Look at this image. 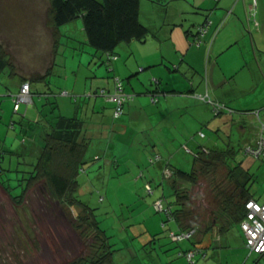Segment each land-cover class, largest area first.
<instances>
[{
  "label": "rangeland",
  "instance_id": "rangeland-1",
  "mask_svg": "<svg viewBox=\"0 0 264 264\" xmlns=\"http://www.w3.org/2000/svg\"><path fill=\"white\" fill-rule=\"evenodd\" d=\"M30 2L0 0V41L14 67L19 71H31L30 77H36L41 76L47 66L46 52L43 51L46 49L35 40L36 35H30L43 30L42 25L38 24L43 23L46 11L41 10V15L34 17ZM206 2L207 0H140L139 21L150 32L143 42L133 40L119 44L114 50L117 60L112 63L107 61L106 55H94L90 46L83 45L81 19H76L61 30H69L73 35L70 39L62 37L59 40L51 60L52 66L46 71V84L32 82L31 93H36L34 99L38 100V110L42 111L47 107L46 111H50V106L55 107L56 104L60 107V103L69 102L71 107L77 108L78 116L87 126L92 124L91 120L95 122V116L101 120L100 125H104L99 129L90 125L95 130L92 132L94 137L85 154L83 171L78 176V195L82 202L93 209L99 228L108 237L106 243L109 245L107 254L112 259L110 264H160L159 259L161 264H187V259L179 257L178 253L194 244L199 248L194 264H264V259H261L263 256H259L263 254H250L245 247L239 225L232 223L224 234L218 235V229H226V224L232 220L235 211L234 208L226 210L225 202L223 203L225 195L222 194L223 191L235 190L232 179L228 178L231 163L218 164L214 170L202 173L196 185H178L179 192L189 197L183 205V211L193 212L192 217L196 213L201 220L196 226L198 232L190 237L193 243L189 238L178 244L176 236L173 241L169 232L175 230V226L170 222L162 225L165 214L156 211L154 204L163 190L166 199L171 200L169 186L161 178L162 165L168 162L171 167L189 172L193 168V155L185 148L195 150L199 146L209 148L214 144L224 150L226 144L239 148L236 161L252 174L249 193L258 202L264 201V159L243 155L241 150L245 143L253 139L257 121L255 117L243 119V123H240L245 130L242 131L228 115L230 109L235 117L238 110L241 112L245 108L263 105L264 101H257L256 97L264 92V83H260L256 94L245 98L250 101H239L242 99L239 96L237 101H216L210 94L213 102L224 106L223 113L215 116L209 103L187 94L189 88L196 95L205 93L196 91L198 83H194L195 79L191 82V79L186 78L185 63L180 69H174L190 47L191 37L189 36L188 42L184 31L194 29L204 19V14L207 13L205 10L208 9L197 6L200 3L204 6ZM258 10H261L264 18V5L260 3L256 11ZM247 17L245 22L242 20L246 29ZM255 19L259 20L258 16ZM231 24L230 27H233V22ZM228 51L217 61L220 68L218 75L222 77L223 84L228 85L233 78L232 82H236L241 88H256V73L254 70L248 72L250 67H244L240 62L241 43L239 42L235 52L232 49ZM146 58L154 59V65L147 68ZM171 58L179 59L172 62ZM194 63L204 70V58L202 61L199 57ZM230 70H237L233 77L221 75L222 71ZM149 71L162 74L164 78L173 75L176 81L179 80L182 90L175 89L171 79H164L156 96V106L148 103L139 121L128 116L124 120H112L107 110L103 116L100 112L92 115L91 107L85 110V104L90 101L86 96L88 87L94 84L96 88L109 90L106 82L113 83L116 77L122 82L125 93H144L146 88L154 92L160 79L147 77ZM18 86L19 79L14 74L10 75V68L0 73V87L10 90L12 93L9 95H16ZM230 89L232 91V86L228 85L226 91ZM62 90L69 93V96H63ZM251 90L253 93V89ZM44 91L47 92V97L37 95ZM167 95H170L167 97L169 100H162ZM7 99L3 98L4 101ZM74 99L78 102H74ZM97 99L105 101L101 96ZM47 101L53 104H47ZM24 109L21 107L17 113H12V109L7 110L4 114L0 109V168L12 171L10 176L14 185L18 184L16 176L19 180L21 175H26L24 172L31 170L38 147H41L39 132L35 129L37 112L33 106L28 107L27 115L22 120ZM53 110L56 113L59 111L58 108ZM63 112L70 114L71 110L61 106V113ZM234 119L239 120L238 117ZM199 133L205 138H199ZM260 133L264 135L263 130ZM217 145L213 148L218 147ZM2 150H12L14 153H2ZM157 154L161 160L150 164L149 159ZM95 156L99 160H94ZM9 161H12V167H9ZM148 183L153 194L147 193L145 185ZM84 214L86 212L82 207L69 206L54 198L42 180L34 183L18 200L3 190L0 194V264H97L99 255L106 250L100 249L101 241L96 238L95 231ZM188 219L184 214L181 225H193L197 222H188ZM207 223L215 226L212 227V233L205 228ZM148 238L149 241L152 239L150 243ZM210 241L211 246L207 248Z\"/></svg>",
  "mask_w": 264,
  "mask_h": 264
},
{
  "label": "trees",
  "instance_id": "trees-1",
  "mask_svg": "<svg viewBox=\"0 0 264 264\" xmlns=\"http://www.w3.org/2000/svg\"><path fill=\"white\" fill-rule=\"evenodd\" d=\"M254 1L256 0H253L251 11L248 13L249 17L253 15L252 9L256 6V2L254 4ZM139 5L140 0H49L46 18L52 27L53 50L56 51L57 44L62 38L58 31L59 28L76 19H81L85 37L84 44H82L88 45L96 52L106 55L109 63L116 61L117 56L115 55L114 50L119 44L133 40L143 42L146 40L147 34L150 32V30L139 21ZM201 25H198L196 27V32L193 33L191 40L193 45H197V43L201 45L202 43V38L205 34L203 36H200L199 34L198 27ZM186 35L189 36L188 31H186ZM65 37L70 39V36ZM9 59V54L6 53V50L0 41V73L6 68L11 69V67L14 66ZM35 78H37V76L31 77L30 82H38ZM41 78L43 79L44 75ZM24 83L29 84L32 99L31 85L26 81L22 82L21 85ZM104 90L106 92L114 91V89ZM46 93H43L42 95L47 97L48 94ZM67 94L68 95L66 96H69V93ZM132 96L134 97V95ZM149 96L151 105H155L157 95L150 93ZM195 96L196 94L192 93V97L196 100L205 103L213 101L208 94L201 95L203 97L202 100L196 98ZM151 98H154L155 101H151ZM76 101L77 100L74 99V102ZM131 101L123 103L121 106V113L118 115L115 114V104L106 101L112 105V119H120L124 115L126 105ZM47 104L51 105L53 103L47 102ZM46 108L47 107H44L42 111H39V113H43L40 120L41 122L39 123L41 127L40 130L42 132L43 144L36 155V161L32 164L31 170L24 172L23 174L26 175H21L19 180L16 176L18 184L14 185L12 184L10 176L12 171L10 169L2 170L0 168V186L6 193L18 200L25 195L34 183L42 180L50 194L59 202L69 206L77 205L82 207L86 212V215L84 214V216H86L85 219L90 223V226L95 231L96 238L101 241L100 249H103L104 251L106 250L104 254H98L100 258L96 263L110 264L112 259L109 257V254H107L109 245L106 243L108 237L105 235V232L99 228L98 223L93 216V209L86 203L82 202L78 195L80 188L78 176L79 173L83 171L82 166L85 163V154L91 142L84 134L85 122L78 116V114H74V112L70 116H64L58 110L56 113V110H53L58 108L56 104L55 107H49L51 108L50 111H46ZM230 110V113L226 114L230 115L229 117H233V110ZM222 113L223 112L220 111L217 114H213L218 116ZM200 134L201 133L198 134L199 137H201ZM215 145L217 144H214L213 146ZM213 146L209 148L206 146L200 147L194 153H191V151L189 152L185 148L186 151L193 155V168L189 172L176 167H171V164L168 162H165L161 167V178L163 179L162 181H166L169 186L168 189L171 191V193L169 191V197H171V200L168 201L166 199L163 190L162 194L155 199L154 204L159 202L161 204V209L156 211L165 214V219L163 220L162 225L165 226L168 222H170L175 226V230H170L169 236L172 232L181 233L193 231L194 234L198 232V228L196 226L198 225L197 223L201 222L200 217L196 213H194L195 215L192 217L193 212L191 213L189 211L188 213H185L183 211V205L189 200V197L186 194H181L177 188L179 183L196 185L199 182V175L206 173L209 170H214L215 166L218 164L223 165L228 163V165H230L231 163L232 166L229 168L228 178L232 179L231 182L236 190H231L229 192L223 191L224 193H222L225 195L223 203L225 202L224 204L226 205V210H228V208H234L235 211L232 214V220H230L229 223L227 222L226 229H218V235L220 236L224 234L232 223L240 225V222L246 216L245 204L247 201L251 200V194L249 193L248 187L250 182L253 180L252 174L243 168L240 162L236 161L239 148L232 145L230 147L229 144L224 146L225 150L222 149V147L220 148L218 145V147H215L216 149L213 148ZM94 160H99V157L95 156ZM160 160L161 157L157 154L149 159V163L154 164ZM197 164L199 165L197 166ZM145 188L148 194H153L151 193L152 189L149 183L145 185ZM16 189H18V192H15ZM154 206L155 205H153V207ZM184 214L188 216V222H197L193 225H181V220L184 217ZM208 224L209 223H207L205 228L211 232L212 227L215 228V226ZM189 240L193 243L191 238ZM184 241L185 240H182L181 242H178V244ZM188 248L187 250L184 249V251H180L179 256L185 258V256L181 254L190 250L195 251V255L197 254L198 248L193 246L189 249ZM250 254L259 255L256 253ZM194 257L192 258L193 264Z\"/></svg>",
  "mask_w": 264,
  "mask_h": 264
},
{
  "label": "crops",
  "instance_id": "crops-1",
  "mask_svg": "<svg viewBox=\"0 0 264 264\" xmlns=\"http://www.w3.org/2000/svg\"><path fill=\"white\" fill-rule=\"evenodd\" d=\"M31 1L30 3H32L33 7H32V12H33V16L34 17H39L41 15L40 11L41 10H45L47 11L48 9V5H49V0H29ZM256 6L254 9H252L253 11V15L252 16H248V13L251 11L252 8V4H253V0H207V4L206 5H202L201 3L199 4L200 6L197 7H204V9H208L205 10L207 11L206 14H204V19L199 22L198 24H196V26L194 27V29H189V30H185V39L188 41L189 36L193 37V33L196 32V27L198 25H201L206 19L211 21L210 26L207 29V32L205 33V35L202 38V43L199 46L193 45L192 42L189 43V48L186 49L185 56H182V59H180L178 66H174L175 71L180 69L183 65V63H185V75L186 78L191 79L190 81L192 82V80L195 79L194 83L198 85H196L195 89L196 91H199L200 93H205V94H209L208 96H210V94L214 97V99L217 100H222V101H237L240 99L239 101H250L247 98V96L253 95L254 93L256 94L257 89L259 88L258 86L260 85V83H264V18L262 17V13L261 10H258V12L256 11L258 9V6L261 4L264 5V0H256ZM195 5H197V3H194ZM194 7L197 10H201V8H197ZM226 9H229L228 11H225ZM236 11V12H233ZM31 12V9H30ZM264 12V11H263ZM248 16V17H247ZM258 16L259 20H256L255 17ZM247 17V21H246V25H247V29L245 27V25L243 24L242 20H244ZM241 19V20H240ZM31 20H29L30 23ZM33 22L35 21L34 19L32 20ZM233 22V27H230V25H232L231 23ZM39 23V22H38ZM82 23V22H81ZM29 25V24H28ZM38 25H42L43 30L39 31L37 34L34 33L33 35L30 36H35L37 37V39H35L36 41H38V43H40V46H42V48L46 49L43 50L44 52H46V59H47V66L43 72V74H41V76H37V78H35L36 80H38V82L40 84L47 82L46 79V71H48L49 68H51L52 63V57H54L55 55V51L53 50V37H52V27L50 22L47 20L46 16L43 19V23L42 24H38ZM69 24H66L64 26H61L59 28V33L62 37L65 36H72V32L67 30L62 32L61 30L63 29V27L68 26ZM186 31L189 32V36L186 35ZM82 32H83V28H82ZM240 35V36H239ZM14 35L12 34V37ZM239 37V38H238ZM85 39V37H84ZM159 40V39H158ZM190 40V41H191ZM189 42V41H188ZM239 42L241 43V54H240V62L244 65V67L249 66L250 69H248V72H252V70H254V72L257 75V87L255 88H249L247 89L245 88H241L239 87L236 82H232L233 78L228 82V85L232 86V91L227 90L226 88L228 85L223 84V79L220 75H218L219 73V65H218V59L220 57V59L227 54L229 51L228 50H234L237 49V46L239 45ZM194 46H196L197 48H195ZM35 49V48H33ZM36 51V49H35ZM179 51V50H178ZM99 54V57L102 53L100 52H96L94 50V55ZM189 57V58H188ZM201 58V60L203 61V58L205 59V68L204 70L201 68L200 65H197L194 63V60L197 58ZM179 58H171L172 62L178 61ZM165 60V59H164ZM146 67H151L150 65H154V59L151 58H146ZM12 69V70H11ZM10 69V75H15V77H17L19 79V89H20V85L22 82L26 81L29 82L32 88V82H30V72H25V71H19V69H17V67H11ZM173 69V70H174ZM18 72H16V71ZM141 70H143V68H141ZM235 72H237V70H234ZM234 71L230 70L228 71H222L221 75L223 77L229 76L233 77L234 75ZM36 73V72H35ZM34 73V74H35ZM21 75V76H19ZM44 75V78L42 79L41 77ZM172 77H168L169 78H164V75H157L155 74V72L153 71H149V75H147V77H158L157 79L159 80L157 83V88L154 92H152L150 90V88H146L144 93H135V97L134 99L128 103L124 109V115L120 118L121 120H124L127 116L131 117V119H137V121H139L141 115H142V111L144 110V107L150 103V96L149 94H153V95H157V93L159 92V89H161L160 85L162 83V81L164 79H171L172 82L174 83V87L175 89H181V85L179 80L176 81L175 77L173 75H171ZM229 77V78H230ZM34 80V81H36ZM190 82V84H191ZM202 83V84H201ZM46 84V83H45ZM159 84V85H158ZM200 84V85H199ZM93 86L88 87V91L86 92V96L88 98H90V101L88 104H84L87 105V108L85 110H88L91 107V111L90 113L93 115L95 113H101L103 116V113L107 110V112H109L110 116L112 113V105L107 103L106 100L105 101H100L97 99L96 93L98 92L99 88L94 87L95 85L92 84ZM106 85L108 87L109 90L113 89V83H107ZM87 87V86H86ZM185 87V86H184ZM10 89V88H9ZM18 89V91H19ZM98 89V90H97ZM185 89H187L185 87ZM190 91L188 92V94L192 95L193 89L189 88ZM251 89H253V93H251ZM73 90H75L73 88ZM263 90V89H262ZM17 91V93H18ZM64 91V90H62ZM147 91V92H146ZM9 93H12L10 90H8L7 88H1L0 87V109L2 110V113L4 114L7 110H11L13 109V94L9 95ZM16 93V95H17ZM43 93H46L45 91ZM128 94H130V92H127ZM162 93V92H160ZM168 93V92H164ZM180 93V92H178ZM8 94V95H7ZM204 94V95H205ZM36 95V93H32V105L29 106L25 103H21L19 105V110L18 112L21 110V107H24V115H23V119L24 120L25 116L27 115V108L28 107H32L34 108V110L37 112L36 115V121H35V129L39 132V140L41 142V145L43 144L42 141V132H41V127L39 125V123L41 122V116L43 115V113H39L40 110L37 109L36 104L37 101H35L34 96ZM38 96L42 95L37 93ZM170 95H167L165 97H163L164 101L169 100ZM238 96L240 97L238 99ZM138 97V98H137ZM3 98H8L7 101H4ZM172 98V97H170ZM258 98V100H257ZM237 99V100H236ZM255 100V99H253ZM257 101H264V92L262 94H260L259 96L256 97ZM40 102V101H39ZM48 102V101H47ZM78 101H76L77 103ZM101 103L102 104H97V103ZM24 104V106H23ZM151 104V103H150ZM60 105L62 106V108L65 109H69L71 110L70 114L74 112V114H77V108H73L71 107L72 104H69V102L67 103H60ZM61 106L59 107L58 105V109L61 113ZM156 106V104H155ZM211 107V105H210ZM249 107V106H248ZM81 108V107H79ZM264 108V104L259 106L258 108H254V107H249V108H245L242 111H246V112H237V116H233L230 117V119L232 121H235L238 125H239V129L244 131L245 127L244 125H242L240 122L243 123V119H251L252 117H255L256 119V125H255V129H254V137L253 139L249 140L247 143L244 144V146L241 148V150L243 151V155H246L244 152V148L246 146H250V145H254L257 142L258 136H259V122L261 121L262 123H264V111H261ZM255 109V110H253ZM212 107H211V111H212ZM240 111V110H238ZM248 111V112H247ZM13 113V110H12ZM213 113V111H212ZM255 113H258V115L256 116ZM62 114V113H61ZM70 114H68L67 112H63L62 115L64 116H70ZM239 118V120H235L234 118ZM112 118V117H111ZM21 122H24L22 121ZM113 120V119H112ZM43 122V121H42ZM90 125H95L98 129L100 127H104V125H100L101 120L98 118V116H95V122H93V120H91ZM11 126H13V122L10 123ZM90 125L87 126V124L84 125V134L87 138H89L90 140L94 137L92 132L95 130H92ZM118 127L121 128V125H118ZM23 128V127H22ZM115 128V127H114ZM124 128H126L124 126ZM24 130V129H23ZM122 131V130H121ZM121 134H123L124 132H119ZM37 136V137H38ZM104 138H106V136H103ZM199 137V136H198ZM202 139V137H199ZM205 138V136L203 137ZM35 141V140H34ZM186 147V146H184ZM200 147L203 146H199L197 147L195 150H190L191 153H194L197 149H199ZM40 149V147H38ZM188 148V147H186ZM39 149L37 150V153L39 151ZM188 150V149H186ZM188 150V151H189ZM2 150V153H14L12 150H6L4 151ZM187 151V152H188ZM189 151V152H190ZM249 156V155H247ZM2 157H0L1 160ZM12 161L8 162L9 167H12ZM7 167V168H9ZM0 194L3 191L2 187L0 186ZM80 190V188H79ZM251 199L254 201L255 200L252 195H251ZM258 202V201H257ZM264 202V201H262ZM261 203V202H259ZM2 213V211H1ZM17 214V213H16ZM72 231H74L72 229ZM152 239H150L151 241ZM209 240V239H208ZM148 243H150L149 238L147 239ZM211 241L207 244V248L209 246H211ZM197 244H194L193 247H197ZM192 247V246H191ZM190 248V247H189ZM188 248V249H189ZM199 249V248H198ZM187 250V248L185 249ZM179 256V253H178ZM180 257V256H179ZM261 259H264V255L263 257H261ZM186 260V259H185ZM159 262L161 264V260L159 259ZM187 262V260H186ZM256 263V262H255ZM254 263V264H255ZM188 264V263H187ZM216 264V263H215Z\"/></svg>",
  "mask_w": 264,
  "mask_h": 264
},
{
  "label": "built area",
  "instance_id": "built-area-1",
  "mask_svg": "<svg viewBox=\"0 0 264 264\" xmlns=\"http://www.w3.org/2000/svg\"><path fill=\"white\" fill-rule=\"evenodd\" d=\"M255 4V1H254ZM211 21L206 20L202 23L201 26L198 27V31L200 36H203L206 32L208 27L210 26ZM199 45V43H197ZM196 45V46H197ZM114 91L106 92L104 89H99L96 93V96L103 97L106 101L112 102L115 104V114L118 115L121 113V106L126 101H131L133 96L131 94H127L123 91L122 83L119 79H114ZM62 95H68L66 92H62ZM196 98L203 99L201 95H196ZM151 101H155L154 98H151ZM13 113H17L19 110V105L21 103H25L29 106L32 105V99L30 95V86L28 83H24L20 86V89L17 95L13 97ZM212 105L213 113L217 114L218 112L222 111L224 106L218 102L208 101ZM257 116L258 113H255ZM260 131L263 130L264 132V123L259 122ZM203 137V134H200ZM244 152L246 155L252 156L258 159H264V135L262 133L259 134L257 142L254 145L246 146L244 148ZM156 209H161V204L158 202L156 203ZM246 209V216L240 222V230L243 233L244 237V244L245 247L249 250V253H256V254H264V202H254L247 201L245 204ZM194 232H181V233H171V239L173 240L174 236H176V242H181L184 239H189ZM175 240V239H174ZM173 240V241H174ZM195 255V251L190 250L185 253V258L188 261V264H193L192 258Z\"/></svg>",
  "mask_w": 264,
  "mask_h": 264
}]
</instances>
